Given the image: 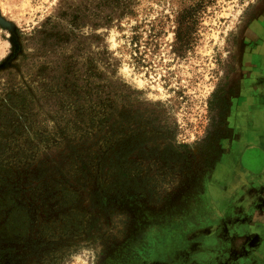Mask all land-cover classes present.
Returning a JSON list of instances; mask_svg holds the SVG:
<instances>
[{
    "label": "rangeland",
    "instance_id": "374dc122",
    "mask_svg": "<svg viewBox=\"0 0 264 264\" xmlns=\"http://www.w3.org/2000/svg\"><path fill=\"white\" fill-rule=\"evenodd\" d=\"M256 152L264 0H0V264H228Z\"/></svg>",
    "mask_w": 264,
    "mask_h": 264
},
{
    "label": "crops",
    "instance_id": "0c3cea01",
    "mask_svg": "<svg viewBox=\"0 0 264 264\" xmlns=\"http://www.w3.org/2000/svg\"><path fill=\"white\" fill-rule=\"evenodd\" d=\"M246 185L252 192L241 208L248 216L245 225L235 230L230 264H264V166L246 180Z\"/></svg>",
    "mask_w": 264,
    "mask_h": 264
},
{
    "label": "trees",
    "instance_id": "16d2710c",
    "mask_svg": "<svg viewBox=\"0 0 264 264\" xmlns=\"http://www.w3.org/2000/svg\"><path fill=\"white\" fill-rule=\"evenodd\" d=\"M195 17V8L179 11L175 15L172 52L176 54L178 58H182L192 48L194 43L193 33L195 32Z\"/></svg>",
    "mask_w": 264,
    "mask_h": 264
},
{
    "label": "flooded vegetation",
    "instance_id": "af4514ba",
    "mask_svg": "<svg viewBox=\"0 0 264 264\" xmlns=\"http://www.w3.org/2000/svg\"><path fill=\"white\" fill-rule=\"evenodd\" d=\"M254 149H256V148H254ZM254 149H250V150H254ZM257 151H258V149H256ZM245 154H246V152H245ZM258 152H256V156L254 155V157L253 158H251L249 161L246 159V160H244L243 161V167L245 168V170L246 171H248L251 175H253V174H258V173H260L261 171H262V169H263V166H264V161L263 160H260V158H258ZM262 161V162H261ZM260 163V164H259ZM250 175V176H251ZM221 257V256H220ZM223 258H225V257H223L222 256V258H220L218 261H217V264H220V262H221V259H222V261H223ZM232 258H233V256H232V254L231 255H229V259L227 260V262H228V264H230V263H232Z\"/></svg>",
    "mask_w": 264,
    "mask_h": 264
}]
</instances>
